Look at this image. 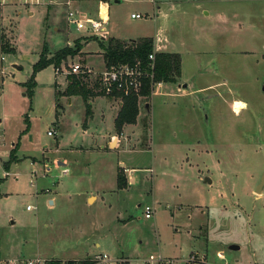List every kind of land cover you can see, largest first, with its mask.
Listing matches in <instances>:
<instances>
[{"label": "rangeland", "instance_id": "1", "mask_svg": "<svg viewBox=\"0 0 264 264\" xmlns=\"http://www.w3.org/2000/svg\"><path fill=\"white\" fill-rule=\"evenodd\" d=\"M91 1L109 4L101 35L69 24L63 3L0 0L1 256L80 258L75 244L99 241L124 264H145L151 255L178 264H264V0ZM46 7L59 9L58 24L45 17ZM85 16L78 14L98 18ZM105 33L124 42L161 36L160 51L179 55L190 92H205L181 96V76L164 88L154 83L152 97L137 98L134 124L120 132L112 117L120 100L95 99L104 119L83 131L89 102L60 98L56 124L55 92L70 66L103 71L92 52ZM68 39L72 48L93 40L85 49L92 55L83 63L81 48L57 75L52 65L43 68L30 96L23 83L43 44L51 56ZM50 129L57 134L48 136ZM13 144L18 160L8 165ZM145 206L155 211L148 220Z\"/></svg>", "mask_w": 264, "mask_h": 264}, {"label": "trees", "instance_id": "2", "mask_svg": "<svg viewBox=\"0 0 264 264\" xmlns=\"http://www.w3.org/2000/svg\"><path fill=\"white\" fill-rule=\"evenodd\" d=\"M1 41L3 38L1 37ZM98 47L103 56L104 66L106 68L110 65L118 63H128L133 62L135 59H139L143 63L146 62L148 54L152 51V38L145 37L138 40H129L127 42L115 39L113 37L105 38L104 40H98ZM1 50L6 51V45L2 44L0 46ZM81 49V45L76 41L74 43V48L66 46L62 47L56 52L49 56L48 47L46 43L43 44L41 51L39 53L38 61L32 66V74L29 79L23 83L26 88L27 93L31 96L33 93V88L36 86L35 75L39 73L43 68L52 65L53 69L59 68L62 62L67 61L68 58L73 57L76 51ZM8 51V50H7ZM180 57L178 54L161 52L157 53L154 61V83H175L176 78L180 77ZM67 86L66 90L63 92H58L55 95L57 100L59 96H80L82 100L86 103L88 98L93 96H104L103 92L98 88L97 81L90 82L86 76L77 77L76 75H66ZM141 96L147 97L151 95L152 88L150 83L146 81L143 86ZM122 106L119 112L114 118V125L117 132H120L124 125L134 124L136 117L138 116L139 109L137 105V97L129 96L122 99ZM89 113V108H86V115ZM16 148L11 149L6 164L15 162ZM116 184L117 189H124L127 185L125 177L117 171L116 173ZM89 260H82L80 262L66 261L65 264H89ZM48 264H61L59 261L51 260Z\"/></svg>", "mask_w": 264, "mask_h": 264}, {"label": "built area", "instance_id": "3", "mask_svg": "<svg viewBox=\"0 0 264 264\" xmlns=\"http://www.w3.org/2000/svg\"><path fill=\"white\" fill-rule=\"evenodd\" d=\"M76 0H65L62 3L67 8L66 18L68 23L71 25H75L76 29H86L90 34H100L104 32L105 25L107 20L100 15H97V19L95 18H86L81 19L78 18V13L76 10L71 9L73 2ZM25 5H33L37 6L38 4L46 3L47 5L55 4L56 0H21ZM132 19H142L146 16L143 14L131 13ZM102 36L101 38H104ZM161 36H155L152 39V52L148 54L147 60L145 63L140 61L139 59H135L133 62L128 63H118L114 65H110V67L106 68L104 66L103 71L95 74L94 71L90 70V68L81 67L79 64H75L70 66L69 72L66 75H76L77 77L86 76L90 82L97 81L98 88L103 92L104 97L115 98L120 100V104H122V99L127 98L129 96H135L139 98L141 96L143 86L146 81L150 83V86L154 84V61L157 53H161ZM60 67L54 70L55 74H59ZM57 132L54 129H50L47 132L48 136H54ZM62 174L67 173V169L63 168L61 170ZM30 209L29 206L26 207ZM145 219H150L154 214L153 206H145L143 208ZM51 260L41 259V258H26V259H17V260H9L8 262L2 264H48ZM204 261V260H202ZM89 264H124V258H112L107 254H99L93 259L89 260ZM192 262V258L188 259L186 263L189 264ZM61 264H65L62 262ZM145 264H178V262L172 259H165L161 255H151L145 261ZM224 264H228L225 263Z\"/></svg>", "mask_w": 264, "mask_h": 264}, {"label": "crops", "instance_id": "4", "mask_svg": "<svg viewBox=\"0 0 264 264\" xmlns=\"http://www.w3.org/2000/svg\"><path fill=\"white\" fill-rule=\"evenodd\" d=\"M116 2H118V1H116ZM61 1H57L56 0V2H55V6L57 7V6H60L61 5ZM3 4V3H2ZM38 5H40V4H38ZM37 5V6H38ZM73 5L75 6L74 7V10H76L77 11V13L78 14H80L81 16H84V17H86L85 15H87V14H90V13H94V12H96V16L99 14L100 15V8L103 6L105 9H106V11L105 10H102V11H105V12H102V14H106V17H107V14H108V12H109V4H108V2H101V3H99L98 5H96V4H94L91 0H76L75 1V3H73ZM37 6H35V7H37ZM47 8V13H46V16L45 17H47V15H48V19L50 20V22L51 23H53L54 25H56V24H58L59 23V21H60V14H59V9H57V8H55V7H52V9H49V7H46ZM55 9V10H54ZM153 10H154V12L156 11H158L159 9H157L156 7H154L153 8ZM29 15L31 14V13H28ZM107 21H108V17H107ZM60 30L61 31V29L58 27V26H54V30ZM66 32H67V34L69 35L70 34V32H69V29H68V27H67V29L65 30ZM106 34V33H105ZM107 35V34H106ZM108 37H113V38H115V39H118V40H121V39H119V38H116L115 36H113V35H107ZM77 37V36H76ZM80 37V36H79ZM81 37H88L87 35L86 36H81ZM154 38V37H153ZM152 38V39H153ZM139 39H142V38H139ZM74 40V39H73ZM129 40H137V39H129ZM93 41V40H92ZM92 41H86L83 45H82V49H81V51L83 52V53H85L86 55V57L83 59V63H86V61H87V58H89L90 57V55H92V53H93V55L94 56H100L101 57V59H102V61H103V56H102V53H101V51H100V49H99V47H98V51H96V52H92V53H88V52H86L85 51V49H86V46L89 44V43H91ZM121 41H125V40H121ZM97 42V41H96ZM69 44H70V40L68 39V41H67V43H66V45H68L69 46ZM97 46H98V43H97ZM163 52H169V53H173V52H171V51H165V50H163ZM94 53H99V54H94ZM2 60H3V58H2ZM103 66H104V62H103ZM180 66H181V61H180ZM181 76V75H180ZM65 81H66V85L64 86V88L61 90V91H56L55 92V95H56V93H58V92H63V91H65L66 89V86H67V80H66V78H65ZM158 85H157V87L158 88H164L165 87V85H173L174 83H166V82H164V83H157ZM176 86V88H177V90H179L180 89V91H183L182 93H180V95L182 96V95H194V94H200V93H202V92H205V91H203L204 89L202 88V89H200L198 92L196 91H192V92H190V89H189V86L184 82V80H183V78H182V76H181V84H176L175 85ZM174 86V87H175ZM157 88V89H158ZM154 93H155V91H154ZM154 93H152V95H154ZM152 95H151V97H152ZM80 96H77V95H75V96H72V97H67V96H59L58 97V99L56 100L55 99V102H54V107H55V109H56V116H55V118H56V124H58V117H60V115H61V113L58 111V108H60V109H63V107L61 106V105H59V102H60V100H62V99H60V98H63L64 100H66L67 101V103H68V105H71L72 104V99H76V98H79ZM81 98V97H80ZM99 98H101V99H107L106 97H100V96H93L92 98H88V102H89V106H91L90 107V110H89V113H88V115H86V111H85V117H88L87 118V120H88V125H87V128L84 130L83 129V131H87V129H88V127H89V124L90 123H92L94 120H97V119H99L100 121H103V119H104V113L103 112H101L100 114L99 113H97L96 114V112H95V109L93 110V108H92V103H93V101H95V99L96 100H98ZM82 99V98H81ZM239 101H241V100H239ZM243 102V101H242ZM121 102L120 101H118V105L117 106H119V107H121L122 105L120 104ZM233 103H234V101H233ZM246 105H247V103L246 102H244ZM61 104V103H60ZM113 106H110V108H112ZM113 109V108H112ZM103 113V114H102ZM117 113H118V111L117 112H115L114 114H113V121H114V118L116 117V115H117ZM140 115V114H139ZM98 116V118H96ZM55 130H57V129H55ZM57 132V131H56ZM113 143V142H112ZM112 145V144H111ZM13 148H16L15 147V144H13V146H12V148L11 149H13ZM11 151V150H10ZM9 157V156H8ZM17 158V157H16ZM17 160H18V158H17ZM16 162V161H15ZM58 166H63V165H65V162L64 161H58ZM67 169V168H66ZM68 171V170H67ZM90 198L89 197H87V201L89 200ZM96 199V198H95ZM52 204H54L53 203V201H52ZM76 246H78L79 245V242L77 243V244H75ZM74 245V246H75ZM74 246L72 247V249H74V250H76V251H74V254L73 255H76L77 256V254H78V252H79V255H80V258H64V259H62V260H60V259H53V258H51V259H47V260H55V261H59L60 263H62V262H64V261H73V262H76V261H81V260H83V259H85V260H91V259H93L94 257H96V256H98L99 254H107V255H109L108 253V251H106V250H103V251H101V243L99 242V241H97V242H94L93 244H92V246H88V244H84L83 246L81 245L80 247H79V249H78V247H76V248H74ZM106 248H110L109 246H106ZM109 251L110 252H114V250H110L109 249ZM110 256V255H109ZM123 256V255H122ZM121 256V257H122ZM36 258V257H35ZM39 258V257H38ZM17 259H20V258H15V259H12L11 261H13V260H17ZM45 259V258H44ZM5 262H8L7 260H5V258H3L2 256H1V251H0V264H2V263H5Z\"/></svg>", "mask_w": 264, "mask_h": 264}, {"label": "water", "instance_id": "5", "mask_svg": "<svg viewBox=\"0 0 264 264\" xmlns=\"http://www.w3.org/2000/svg\"><path fill=\"white\" fill-rule=\"evenodd\" d=\"M118 1V0H117ZM116 143V141L115 142H113L112 143V145H114ZM112 145H111V147H112ZM207 183H211V181L209 180V178L208 177H206L205 179H204ZM255 191H257V192H260L261 193V190H260V186H257V188H256V190ZM50 204H52V201H50ZM233 249H238L236 246H231Z\"/></svg>", "mask_w": 264, "mask_h": 264}, {"label": "bare ground", "instance_id": "6", "mask_svg": "<svg viewBox=\"0 0 264 264\" xmlns=\"http://www.w3.org/2000/svg\"><path fill=\"white\" fill-rule=\"evenodd\" d=\"M102 10L106 11V9L102 6L101 9H100V17H103L105 20H107L106 14L104 16H102V12H105V11H102Z\"/></svg>", "mask_w": 264, "mask_h": 264}]
</instances>
